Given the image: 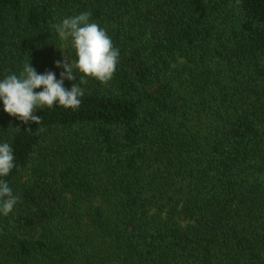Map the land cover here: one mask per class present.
Listing matches in <instances>:
<instances>
[{"label": "trees", "instance_id": "obj_1", "mask_svg": "<svg viewBox=\"0 0 264 264\" xmlns=\"http://www.w3.org/2000/svg\"><path fill=\"white\" fill-rule=\"evenodd\" d=\"M84 12L112 80L38 125L0 101L19 197L0 264H264V0H0V80L30 61L59 80L52 26Z\"/></svg>", "mask_w": 264, "mask_h": 264}, {"label": "clouds", "instance_id": "obj_2", "mask_svg": "<svg viewBox=\"0 0 264 264\" xmlns=\"http://www.w3.org/2000/svg\"><path fill=\"white\" fill-rule=\"evenodd\" d=\"M90 15L84 12L52 26L61 40L71 38L77 57L74 63L65 60L64 56L63 62L56 63L57 68L64 69L59 80L51 71L38 74L31 66V61L23 65L18 76L12 74L0 80V101L5 113L22 123L38 125L41 117L34 115L37 109L52 108L58 104L65 109L76 110L84 95L81 85L87 84L89 79L102 85L112 80L118 64L119 49L114 48L105 30L89 22ZM77 72L81 74L80 83H73L71 89L67 90L64 81H75ZM37 89L42 91L37 92ZM14 167L13 149L8 143L0 144V177H7ZM18 200L19 197L13 194L9 184L0 179V214L8 216Z\"/></svg>", "mask_w": 264, "mask_h": 264}, {"label": "rangeland", "instance_id": "obj_3", "mask_svg": "<svg viewBox=\"0 0 264 264\" xmlns=\"http://www.w3.org/2000/svg\"><path fill=\"white\" fill-rule=\"evenodd\" d=\"M63 41H64V52L62 55L64 56L65 60L69 61L67 58V51L71 49L72 47L71 38H69L68 40H63Z\"/></svg>", "mask_w": 264, "mask_h": 264}]
</instances>
